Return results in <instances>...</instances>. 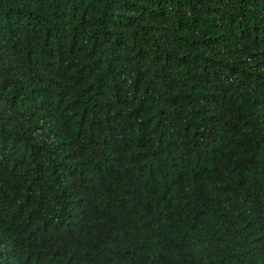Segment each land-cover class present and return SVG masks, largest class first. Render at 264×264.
I'll return each instance as SVG.
<instances>
[{
	"label": "trees",
	"instance_id": "1",
	"mask_svg": "<svg viewBox=\"0 0 264 264\" xmlns=\"http://www.w3.org/2000/svg\"><path fill=\"white\" fill-rule=\"evenodd\" d=\"M0 264H264V0H0Z\"/></svg>",
	"mask_w": 264,
	"mask_h": 264
}]
</instances>
